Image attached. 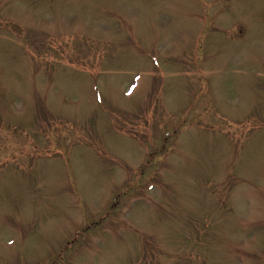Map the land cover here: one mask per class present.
<instances>
[{
	"label": "rangeland",
	"instance_id": "rangeland-1",
	"mask_svg": "<svg viewBox=\"0 0 264 264\" xmlns=\"http://www.w3.org/2000/svg\"><path fill=\"white\" fill-rule=\"evenodd\" d=\"M0 264H264V0H0Z\"/></svg>",
	"mask_w": 264,
	"mask_h": 264
}]
</instances>
